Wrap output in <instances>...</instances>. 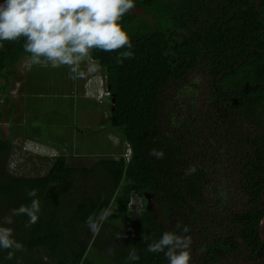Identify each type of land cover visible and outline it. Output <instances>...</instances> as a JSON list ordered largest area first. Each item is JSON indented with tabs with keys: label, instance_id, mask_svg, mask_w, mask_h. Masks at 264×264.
I'll list each match as a JSON object with an SVG mask.
<instances>
[{
	"label": "trees",
	"instance_id": "16d2710c",
	"mask_svg": "<svg viewBox=\"0 0 264 264\" xmlns=\"http://www.w3.org/2000/svg\"><path fill=\"white\" fill-rule=\"evenodd\" d=\"M134 3L120 21L134 57L122 64L115 51L90 57L103 73L96 76L111 98L106 127L117 130L122 153L86 163L76 147L56 148L41 156L42 173L24 175L10 168L17 128L0 134V217L30 204L28 189L41 201L30 228L24 215L5 225L25 250L8 260L0 249V264H129L130 246L140 257L131 264H168L163 252L146 248L178 220L190 229L178 234L191 237V264H215L242 242L264 253V0ZM24 42H3L0 81L18 75L19 61L30 57ZM241 120L255 126L253 134L235 129ZM153 148L163 158L150 155ZM190 165L196 170L186 175ZM238 188L245 202L235 210ZM132 194L144 202L136 218L127 211ZM106 207L113 214L93 235L85 220Z\"/></svg>",
	"mask_w": 264,
	"mask_h": 264
},
{
	"label": "clouds",
	"instance_id": "9594fccd",
	"mask_svg": "<svg viewBox=\"0 0 264 264\" xmlns=\"http://www.w3.org/2000/svg\"><path fill=\"white\" fill-rule=\"evenodd\" d=\"M135 6L134 0H0V48L3 42L23 39V48L30 54L31 64L39 65L43 61L54 68L64 66L70 70L73 78L83 75L79 66L91 57L93 50L118 52L115 59L122 64L124 60L132 59L134 53L131 37L120 21ZM96 87L93 95L101 99L107 93L104 78L98 76ZM26 143H31L46 154L45 148L36 146L32 141ZM131 153L130 147L126 146L123 156L128 159ZM150 155L161 159L164 152L153 148ZM195 170V166L190 165L185 174L191 175ZM26 194L33 197L30 204H21L12 209L10 215L0 217V249L8 250L5 257L8 260L14 258L16 251H24L25 248L14 238L13 229L5 225L13 223V216L24 215L28 217L25 227L30 228L38 221L41 211L37 189H28ZM142 209L141 197L132 194L127 202V211L136 218ZM112 214L110 207L98 214H90L85 226L93 235H98ZM175 229L164 231L158 240L148 243L146 251L163 252L168 264H191V237L178 234L188 233L189 226L178 220ZM116 237L120 238V234ZM142 239L147 241L150 237L142 234ZM112 251L108 249L109 254ZM126 259L129 264L140 259L135 247L130 246Z\"/></svg>",
	"mask_w": 264,
	"mask_h": 264
},
{
	"label": "rangeland",
	"instance_id": "374dc122",
	"mask_svg": "<svg viewBox=\"0 0 264 264\" xmlns=\"http://www.w3.org/2000/svg\"><path fill=\"white\" fill-rule=\"evenodd\" d=\"M42 61L39 65H33L30 63V57H23L19 63H18V70L19 75H16L11 82V85L14 86L12 91H14L15 96L20 95V91L17 89L18 82L23 78L22 82L25 83V87L31 91L32 87L34 86V80L39 77L43 76L44 80L47 82L46 85H55L54 82H58L64 78L66 75L69 77L68 73L64 72V69L66 67L61 66L58 68H52L50 64H43ZM88 64H85V67ZM94 70L91 74H88L86 72V69L83 71L82 77H91L92 81L89 85L93 84L95 82L96 85V79H98V76H96V73L103 74L100 68L94 64H89ZM2 80L0 81V84H2ZM77 88L79 89V86L77 85ZM76 88V90H78ZM21 89V88H20ZM79 91V90H78ZM89 94L93 95L94 90L92 86H89ZM36 96L40 97L38 94H35ZM4 94L0 92V134L3 136H9L11 133L10 125H8L5 121L6 119V110L9 107V104H5L4 107ZM42 96H44L42 94ZM13 99V98H12ZM17 99V97H16ZM44 101H46V105L43 106L42 103H39V98L36 100V102L31 106L29 111H32L33 108L39 109L42 105V108L46 110L48 107L50 108H56L59 111H63L65 117L64 119L69 121V131H68V140L66 142L69 143V149L75 148L79 149L81 151L80 156L82 157V161L86 163H90L95 157H99L105 154L112 155V154H118L119 152L122 153L124 150V143L120 140L117 134V130L115 129H109L107 128V124L104 123V125L99 126L98 123V115L96 113L89 114V107L87 108V105L90 106V102L86 100L83 102V99L81 98L80 92H73L70 89L64 88L63 90L59 91L56 89L55 92H49L48 96H45L43 98ZM75 102V103H74ZM84 104H86V112L84 108ZM6 109V110H5ZM108 112H102L100 113V120H104V122L108 118ZM31 118V116H29ZM76 120V121H75ZM71 121H73V125L71 124ZM93 121L95 125H92ZM72 125V126H71ZM21 134L22 136L30 135L31 130H29V127L27 125L21 126ZM72 129L73 134H72ZM96 133V134H95ZM19 133L15 134L14 137V144L16 145V148L12 154L11 162H10V168L13 172L16 173H22L24 175H32L38 170L40 173H42L45 170V165L43 164L44 159L41 158V155H46L44 152L39 151V148L35 147L31 143H26L25 138H23ZM116 138V141H115ZM118 140V141H117ZM43 142H47L48 146H51L52 144L48 143V141L42 140ZM115 142V143H114ZM57 147H54V150H56ZM64 149V148H63ZM116 149V151H115ZM46 150V148H45ZM111 150L110 153L109 151ZM105 151V152H104ZM46 152V151H45ZM46 153H50L47 151ZM84 153V154H82ZM87 154V155H86ZM115 155V156H116ZM49 156H52L49 155ZM143 201V200H142ZM144 207V202H143ZM97 256V260L100 261L101 255L98 252H95ZM105 259V258H103Z\"/></svg>",
	"mask_w": 264,
	"mask_h": 264
},
{
	"label": "crops",
	"instance_id": "0c3cea01",
	"mask_svg": "<svg viewBox=\"0 0 264 264\" xmlns=\"http://www.w3.org/2000/svg\"><path fill=\"white\" fill-rule=\"evenodd\" d=\"M90 62L93 63L92 60L89 58L88 60L81 63V65L79 66V71L82 74H84L83 71L85 69L88 74L92 73L94 68H92L89 65ZM86 63L88 65L85 67ZM43 64H45V62ZM64 72L68 73L69 77L66 75L64 78L67 79L61 78L60 81L54 82L55 85H49V84L46 85L45 83L47 81L44 80L43 76L37 77L34 80L35 87H32L31 91L25 87V83L22 82L23 80L22 78L18 82V86H17V89L19 88L18 90L20 91L21 94L17 96L11 94L14 93V91H12L14 86L11 85V82L13 81L15 76L13 78H10L7 82H5L4 80L2 82V85L5 88V92H3V94L5 95L4 107L5 104L7 105L9 104L8 109L7 110L5 109L6 119L4 122L10 125L11 130L13 127L17 128L18 130L17 133H19V135H21L20 133V130L22 129L21 126L27 125L29 127V130H31V134L26 135L25 141H32L35 143L36 146L46 148V152L49 151L52 155L55 154L54 147L66 148L69 145V143L66 141L68 140L67 136L70 127H69V121L64 119L65 115L63 111L61 110L59 111L56 108H50V107H48L46 110L42 108V105L43 106L46 105V101H44L43 98L45 96H48L49 92L51 91L55 92L56 89L61 91L64 88L70 89L73 92L75 91L80 92L83 102H85L86 100L90 102V106L87 105V108L89 107V114L96 113L98 115L99 126L104 125V123H107L109 120V112H108V118L105 122L104 120H100V113L107 112L109 110L111 98L104 96L101 98L104 100H101L99 99L100 98L99 96H94L89 94L88 92L89 86H92L94 91H96L97 88L95 84L89 85L92 81V77L84 78L81 75V76H77L76 78H73L72 75L70 74V70L67 67L64 69ZM77 85L79 86V89L77 88ZM76 88L79 91L76 90ZM35 94H38L40 97L36 96ZM42 94L44 96H42ZM38 98H39V103H42L43 101L44 103L41 105L39 109L33 108L32 111H29L31 106L36 102ZM84 108L86 112L87 109L86 104H84ZM29 116H31V118H29ZM94 122L95 121H93L90 124L95 125ZM71 124L73 125V121H71ZM36 129L38 130L39 133H36ZM73 131L74 130L72 129V134ZM42 140L48 141V143L52 145L48 146L47 142H43ZM46 154L49 156V153ZM41 156H45V155L43 154Z\"/></svg>",
	"mask_w": 264,
	"mask_h": 264
},
{
	"label": "flooded vegetation",
	"instance_id": "af4514ba",
	"mask_svg": "<svg viewBox=\"0 0 264 264\" xmlns=\"http://www.w3.org/2000/svg\"><path fill=\"white\" fill-rule=\"evenodd\" d=\"M200 90H206L205 88L201 87ZM239 123V122H238ZM242 128L243 131L247 134L251 131L252 134L255 131V126L250 124L249 120H241L240 126L236 127L235 129ZM238 165V164H237ZM239 167V165H238ZM235 178L238 175H234ZM238 195L236 197V206L233 207L235 210H240L242 203L245 202L244 198V191L241 188H238ZM236 232V230L233 228ZM223 231V228L215 234H220ZM242 239H240L241 241ZM215 264H264V253L257 251V248L253 246V248L246 243H239L236 245L234 253L229 255H223L222 258L217 261Z\"/></svg>",
	"mask_w": 264,
	"mask_h": 264
},
{
	"label": "water",
	"instance_id": "95a60500",
	"mask_svg": "<svg viewBox=\"0 0 264 264\" xmlns=\"http://www.w3.org/2000/svg\"><path fill=\"white\" fill-rule=\"evenodd\" d=\"M263 226H264V215H263V217L260 219V221L258 223L259 235H260V238L264 241V236H263V233H262Z\"/></svg>",
	"mask_w": 264,
	"mask_h": 264
},
{
	"label": "built area",
	"instance_id": "2783aa9c",
	"mask_svg": "<svg viewBox=\"0 0 264 264\" xmlns=\"http://www.w3.org/2000/svg\"><path fill=\"white\" fill-rule=\"evenodd\" d=\"M130 206H131V203H130Z\"/></svg>",
	"mask_w": 264,
	"mask_h": 264
}]
</instances>
